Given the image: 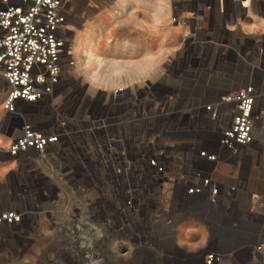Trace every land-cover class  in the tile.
Instances as JSON below:
<instances>
[{
  "label": "built area",
  "instance_id": "built-area-1",
  "mask_svg": "<svg viewBox=\"0 0 264 264\" xmlns=\"http://www.w3.org/2000/svg\"><path fill=\"white\" fill-rule=\"evenodd\" d=\"M251 1L218 0L217 8L232 22L250 15ZM71 16V0H0V164L12 167L0 246L44 217L54 230L76 233L88 217L103 223L104 216L151 246L154 224L171 227L209 208L234 215L232 236L247 242L213 251L223 234L203 225L207 238L195 243L203 264H236L237 255L240 264H264V188L248 186L264 150V32L230 40L224 27L212 66L222 75L242 67L243 82L204 102L169 84L94 92L70 84Z\"/></svg>",
  "mask_w": 264,
  "mask_h": 264
},
{
  "label": "rangeland",
  "instance_id": "rangeland-1",
  "mask_svg": "<svg viewBox=\"0 0 264 264\" xmlns=\"http://www.w3.org/2000/svg\"><path fill=\"white\" fill-rule=\"evenodd\" d=\"M190 1L195 2L194 7L183 5ZM217 4L218 0H71L68 26L76 67L66 74L70 84H87L93 92L115 84H135L137 90L148 84H169L204 102L236 90L243 82L242 67L237 66L234 72L225 70L223 75L214 69L213 43L224 37L226 25L232 28L230 40L263 33L260 5L264 6V0H252L250 15L233 16L232 22L223 18ZM84 48H90L92 55L81 63L78 52ZM104 64L109 67L101 75ZM2 97L0 94V102ZM260 139L264 143V134ZM4 145L5 140L0 146ZM11 168L8 163L0 164L3 208L9 207L4 180ZM249 181L250 191L263 190L264 150L252 166ZM224 182L232 183L228 179ZM102 219L103 223H96L88 217L85 230L71 233L59 227L54 230L44 217L38 228L13 236L0 246V264H203L194 245L200 234L205 240L207 237L196 219L177 220L171 227L154 224L147 240L151 246L130 240V235L120 230L121 222L107 223L105 216ZM196 231L199 235L194 238ZM225 240L223 235L224 247L217 244L213 251H228Z\"/></svg>",
  "mask_w": 264,
  "mask_h": 264
},
{
  "label": "crops",
  "instance_id": "crops-1",
  "mask_svg": "<svg viewBox=\"0 0 264 264\" xmlns=\"http://www.w3.org/2000/svg\"><path fill=\"white\" fill-rule=\"evenodd\" d=\"M198 216H199L198 219H196L197 224H199L201 227H203V225H208L212 229V231L215 230L216 232L222 233L226 237L225 240V243L227 242L226 247L230 248L226 252H232L233 250L238 249L247 242L241 238L238 237L234 238L232 236L233 232H231L230 230V224H231V220L235 218L234 215L231 216V218L229 217L224 218L221 214L215 211H211L209 208H204L203 211L199 212ZM228 233L231 235H229ZM251 242L258 243L257 234L254 235ZM238 258H239L238 255L235 256L233 258V262L235 260H238Z\"/></svg>",
  "mask_w": 264,
  "mask_h": 264
},
{
  "label": "bare ground",
  "instance_id": "bare-ground-1",
  "mask_svg": "<svg viewBox=\"0 0 264 264\" xmlns=\"http://www.w3.org/2000/svg\"><path fill=\"white\" fill-rule=\"evenodd\" d=\"M249 1L250 0H245V2H244V6H246V5H249L248 3H249ZM249 12V14H250V11H248ZM91 56L92 55V53H91V50H90V48H84V49H81L79 52H78V60H79V62H81V63H83L84 61H85V58L86 57H88V56ZM96 60V59H95ZM97 61L98 62H101V60L99 59V58H97ZM109 67V64H104L103 65V67H102V74L101 75H104V74H106L107 73V68ZM97 68L95 67L94 68V70H96ZM92 70V69H91ZM230 70V69H229ZM229 70H227V71H229ZM93 71V70H92ZM103 83V82H102ZM105 83V85L106 84H108V82L107 81H105L104 82ZM103 86H105L104 84H102ZM112 85V84H111ZM94 89V88H93ZM0 144H2V139L0 138ZM203 229V228H202ZM178 230H180V229H178ZM204 230V229H203ZM180 233V232H179ZM196 235H199V234H197V231L194 233V237L196 236ZM201 235V234H200ZM199 235V238H200V240L198 241L199 242V245H202V244H204V240H205V236H203V235H201L200 236ZM187 245H192V243L191 244H187ZM196 245V244H195ZM195 245H194V247H195ZM189 247H191V246H189ZM188 247V248H189ZM192 248V247H191Z\"/></svg>",
  "mask_w": 264,
  "mask_h": 264
}]
</instances>
